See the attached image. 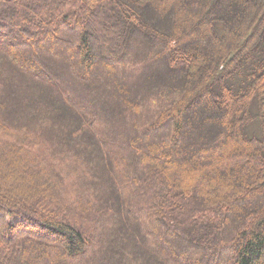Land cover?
<instances>
[{
    "label": "trees",
    "instance_id": "trees-1",
    "mask_svg": "<svg viewBox=\"0 0 264 264\" xmlns=\"http://www.w3.org/2000/svg\"><path fill=\"white\" fill-rule=\"evenodd\" d=\"M0 264H264V0H0Z\"/></svg>",
    "mask_w": 264,
    "mask_h": 264
},
{
    "label": "rangeland",
    "instance_id": "rangeland-1",
    "mask_svg": "<svg viewBox=\"0 0 264 264\" xmlns=\"http://www.w3.org/2000/svg\"><path fill=\"white\" fill-rule=\"evenodd\" d=\"M254 122H255V124H257L256 121H254ZM257 125H258V124H257ZM258 134H259V132H258ZM30 203H31V202H30ZM38 219H40L41 222L44 223L43 219H41V218H38ZM42 223H39L38 226H36V227H39V229H40V227L42 228V227H43V226H42V225H43ZM23 225H24L23 227H24L25 229H28V228H29V226H28V227L26 226V222H23ZM31 226H33V225H31ZM42 229H43V228H42ZM42 229H40V230H41V231H44V229H43V230H42ZM35 230H36V229H35ZM45 231H46V230H45ZM45 231H44V232H45ZM36 233H37V232L35 231L34 234H36ZM226 257H227V253L223 252V257H222L221 261L227 260Z\"/></svg>",
    "mask_w": 264,
    "mask_h": 264
}]
</instances>
